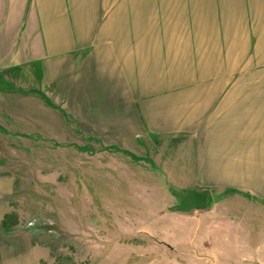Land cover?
I'll return each instance as SVG.
<instances>
[{
    "label": "rangeland",
    "instance_id": "rangeland-1",
    "mask_svg": "<svg viewBox=\"0 0 264 264\" xmlns=\"http://www.w3.org/2000/svg\"><path fill=\"white\" fill-rule=\"evenodd\" d=\"M162 1L153 21L116 29L147 47L148 67L137 68L133 85L124 72L110 85L95 83L97 75L70 82L65 67L48 81L44 67L0 59L7 202L0 260L264 264V65L256 34L251 27L246 67L242 43L229 41L235 29L225 0ZM206 83L223 86L219 100L232 86L247 87L249 99L207 125L211 117L179 131L156 128L172 108L168 97L193 89L194 98ZM221 162L228 171L200 169ZM188 189L211 195L210 204L178 210L177 193Z\"/></svg>",
    "mask_w": 264,
    "mask_h": 264
},
{
    "label": "crops",
    "instance_id": "crops-1",
    "mask_svg": "<svg viewBox=\"0 0 264 264\" xmlns=\"http://www.w3.org/2000/svg\"><path fill=\"white\" fill-rule=\"evenodd\" d=\"M225 3L226 10H230L232 14L231 22L235 29L234 38L229 41L231 44L242 43L241 60L247 61L243 65H250L247 54L251 43V27L256 34V59L264 65V0H225ZM161 4L166 5L164 1ZM164 9L165 7L161 10ZM156 10L155 0H0V59L12 61V66L21 67L26 66L22 62L26 61L27 66L34 67L39 72L44 67V77L48 81H57L61 69L65 67L61 76L69 77L70 82L78 79L79 75H87V78L97 75L99 81L95 83L110 85L113 79L122 77L124 72L133 85L137 68L143 70L148 67V59L143 55L147 47L143 46L144 39L139 41L132 36L123 37L117 34L116 29L131 24L138 27L143 18L153 21ZM85 49L88 50L87 56L84 57L83 52L82 58H77L80 57V51H86ZM229 49L233 51L232 46ZM86 68L88 70L83 72ZM106 75L110 79H106ZM91 81L94 83L93 79ZM194 89L200 93L194 98L191 95L193 89L183 90L184 92L179 90L168 97L172 108L165 113L164 121H155L161 126L156 128L165 125L164 128L169 131H179L186 129L195 119L199 118L201 122L203 117H211L204 122L207 125L219 116L224 119L233 115V103L238 102L237 100L246 102L249 99V89L245 86H232L223 100H219L223 86L217 83L197 85ZM236 92L240 94H234ZM195 101L197 106H193ZM214 106L217 109L210 112ZM147 112L150 114L149 108ZM243 114L249 116L250 111ZM149 124L152 125V121ZM206 153L211 155L210 150ZM221 165L218 168L219 165L214 163L211 168L202 166L200 169L209 171L217 166V170L228 171L222 162ZM0 184L1 222L7 202L3 195V185ZM1 246L0 252L4 249ZM33 263L25 259L0 260V264Z\"/></svg>",
    "mask_w": 264,
    "mask_h": 264
},
{
    "label": "trees",
    "instance_id": "trees-1",
    "mask_svg": "<svg viewBox=\"0 0 264 264\" xmlns=\"http://www.w3.org/2000/svg\"><path fill=\"white\" fill-rule=\"evenodd\" d=\"M178 198L180 200L177 205L178 210H189L193 205H196V201L207 200V204L209 205L211 202V195L208 194V197L205 196V193H202L198 189H188L184 190L180 193H177ZM207 197V198H206ZM191 206V207H187Z\"/></svg>",
    "mask_w": 264,
    "mask_h": 264
}]
</instances>
